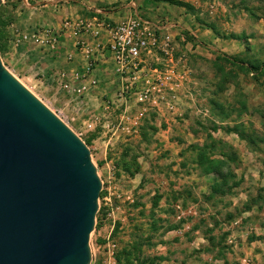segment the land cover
<instances>
[{
  "label": "rangeland",
  "instance_id": "obj_1",
  "mask_svg": "<svg viewBox=\"0 0 264 264\" xmlns=\"http://www.w3.org/2000/svg\"><path fill=\"white\" fill-rule=\"evenodd\" d=\"M41 5L0 0V60L90 152V264H264V0H131L119 21ZM134 18L155 41L123 76L99 24ZM212 141L235 157L227 194L196 162Z\"/></svg>",
  "mask_w": 264,
  "mask_h": 264
},
{
  "label": "water",
  "instance_id": "obj_2",
  "mask_svg": "<svg viewBox=\"0 0 264 264\" xmlns=\"http://www.w3.org/2000/svg\"><path fill=\"white\" fill-rule=\"evenodd\" d=\"M90 152L0 60V264H90Z\"/></svg>",
  "mask_w": 264,
  "mask_h": 264
},
{
  "label": "built area",
  "instance_id": "obj_3",
  "mask_svg": "<svg viewBox=\"0 0 264 264\" xmlns=\"http://www.w3.org/2000/svg\"><path fill=\"white\" fill-rule=\"evenodd\" d=\"M106 39L97 43L98 50L108 55L119 75L134 76L143 69V52L147 45L154 43L146 23L138 18L120 23L101 21ZM44 36L49 31L43 32ZM135 77V76H134Z\"/></svg>",
  "mask_w": 264,
  "mask_h": 264
},
{
  "label": "trees",
  "instance_id": "obj_4",
  "mask_svg": "<svg viewBox=\"0 0 264 264\" xmlns=\"http://www.w3.org/2000/svg\"><path fill=\"white\" fill-rule=\"evenodd\" d=\"M174 1V0H172ZM226 62H232L237 65H243L239 62V60L235 58L225 57ZM248 66V65H247ZM250 68V66H248ZM259 75L264 74V65H260L259 69L256 72ZM216 141V140H215ZM212 141L211 147L209 151L204 152L202 150L196 151V162L199 167L207 166L206 171L214 172L217 176V180L211 185V193L212 194H227L231 192V187H229L227 184L230 181V179H233L235 177V174L230 169L229 161L233 160L235 157L234 155H227V154H221L223 158H211L208 153L213 154L214 150L213 148H216V142L219 144L220 147L224 148V145L219 141ZM225 166V170L224 167ZM205 171V169H204Z\"/></svg>",
  "mask_w": 264,
  "mask_h": 264
},
{
  "label": "crops",
  "instance_id": "obj_5",
  "mask_svg": "<svg viewBox=\"0 0 264 264\" xmlns=\"http://www.w3.org/2000/svg\"><path fill=\"white\" fill-rule=\"evenodd\" d=\"M129 1L131 0H35V4L40 5L43 3L41 6H45V4L51 3L54 7H58L61 15L59 19H63L68 14L73 15V13H68V10L77 12L80 8L85 7L88 9L94 8L96 11H101L108 19L119 21L123 17L126 18L132 14L135 17L137 16L136 8L121 9L128 6ZM130 10L132 11L130 12ZM43 32L42 35H44ZM48 36H50V32Z\"/></svg>",
  "mask_w": 264,
  "mask_h": 264
}]
</instances>
